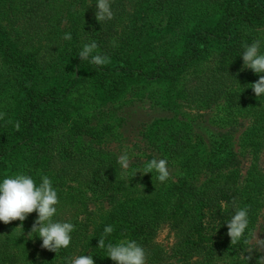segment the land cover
I'll return each mask as SVG.
<instances>
[{"label": "trees", "instance_id": "trees-1", "mask_svg": "<svg viewBox=\"0 0 264 264\" xmlns=\"http://www.w3.org/2000/svg\"><path fill=\"white\" fill-rule=\"evenodd\" d=\"M178 2L186 5L189 0H130L132 11L120 0L110 2L114 18L100 23L94 13L77 34L72 33L68 57L61 61L64 72L60 83L45 88L38 83L34 58L22 54L20 46L32 38L40 39L39 34L56 18L55 7L50 0H0V80L7 76L0 89V113H5L0 119V181L23 173L25 168L34 172L41 166L37 184L46 175L58 194L53 219L75 225L70 246L55 253L34 243L40 238L36 233L33 239L24 240L37 219L36 212L23 222L24 229L17 228L19 220L10 224L0 221V264H67L68 258L78 255H92L95 264H115L106 249L98 247L108 225L114 231L106 243L135 240L146 251V264H154L164 259L160 247L152 245L163 223L177 232L170 251L179 261L170 264H256L260 253L255 249L246 252L248 245L243 240L231 245L226 222L235 208L248 207V237L263 204L264 176H259L254 163L242 175L244 163L236 145L250 151L248 144L264 142V96L251 102L255 95L250 85L264 74L244 69L242 59L243 44L256 40L254 32L264 26V0H204L201 11L194 5L187 11L189 17H182L183 7H177ZM169 7L175 8L182 20H193L182 50L140 58L141 52L132 44L135 27L126 33L121 22L128 27L146 16L151 19L159 9L167 12ZM92 41L98 45L93 54L109 57L110 63L96 66L78 56L83 45ZM260 51L264 53V40ZM208 59L209 73L200 86L187 88L188 101L196 102L199 97L198 105L206 108L217 102L223 106L225 119L234 111L250 114L257 123L235 137V128L225 129L216 122L218 128L209 129L207 155L200 148L201 139L195 143L191 138L196 134L194 127L174 120L158 129L159 136L148 137L145 147H138L135 160L122 173L119 155L102 143L106 130L80 124L64 106L81 69L87 72L91 92L113 97L132 80H173L186 68ZM219 120L223 122L222 117ZM65 123L70 127L62 131ZM149 148L157 152H148ZM153 158L171 162L179 158L171 164L184 168L183 173L155 191L146 187L145 195L135 193L139 190L134 188L138 168ZM198 173L203 182L198 181ZM221 201L225 202L223 208ZM249 255L250 260L243 258Z\"/></svg>", "mask_w": 264, "mask_h": 264}, {"label": "rangeland", "instance_id": "rangeland-1", "mask_svg": "<svg viewBox=\"0 0 264 264\" xmlns=\"http://www.w3.org/2000/svg\"><path fill=\"white\" fill-rule=\"evenodd\" d=\"M50 1L57 11L53 24L45 29L46 31L42 34H39L40 39L32 38L30 42H25L20 46L22 54L29 53L34 58L38 83L41 87L45 88L53 83H60L58 79L60 74L64 72L61 61L63 56L68 57L67 53L70 50L68 45H70L74 37L72 33L77 34L84 21L97 10V0ZM112 1L117 0H110V2ZM120 1L126 3L131 11L134 9L129 4L130 0ZM145 1L146 3H150L152 0ZM203 1L189 0L186 5H183L181 2L176 3V5L177 7H183L182 17H189L187 11L194 9L192 8L193 5L199 8ZM201 8H204L203 5ZM201 8L198 10L201 11ZM159 10L152 14L151 19L146 16V18L144 17L145 19L143 18L144 20L142 19L128 27L121 22L123 29H126L124 31L126 33L132 31L131 29L135 27L132 44L138 48L137 52H141L140 58H148L149 56L158 54H178L182 50L185 32L192 25V18L190 22L182 20V17L176 16L177 11L175 8L169 7L167 12L164 9H162V12H158ZM168 16L171 18L170 21L168 20ZM65 33L71 34V40L63 38ZM254 34L258 35L256 40H264V26L258 27V31L254 32ZM64 60L67 62L66 58ZM209 62L210 60L208 59L206 63L186 68L173 80L152 82L132 80L124 86L123 90L114 94L113 97L105 96L102 92L100 94L91 92L87 87L90 84L87 72L85 69H81L79 81L76 87L71 89L64 106L68 109L72 119H76L80 124L105 129L106 132L102 137L104 146L110 147L118 155L127 152L131 162L135 160L134 155L138 153V147L141 150L147 145L148 137L155 138L159 136L160 132L158 129L165 127L171 122L173 123L174 120H182L186 124L189 123L190 127L191 125L194 127L196 134L192 133L191 138L195 143L201 139L200 148L206 154L210 139L209 129H217L219 124H223L225 129L229 127L235 128L233 134L235 137H238L240 133L242 135L246 131V127L257 123L252 121L253 118L250 114H236L234 111H232L230 117L225 119L226 114L223 106L218 105L217 102L206 108L198 105L201 104L199 97L196 102L188 101L187 88L202 84V81L206 79L205 76L209 73ZM3 80H0L2 81L0 82V89H3L5 86ZM62 83L65 84L66 82L62 81ZM201 89L203 88L201 87ZM254 99L257 100L256 95L252 98L251 102H254ZM220 117H222L223 122H220ZM213 121L215 123L219 122V124L216 123L215 125ZM69 127L70 125L65 123L62 131ZM248 145L250 146V151L248 147L244 148L239 144L236 145L244 163L242 175L245 176L247 168L251 163H254L259 176L263 177L264 142L257 145L253 143ZM150 151L153 153L157 152L155 148H149L148 152ZM141 160L145 159L141 158ZM178 160L179 158L174 159L173 162L167 160L170 170V180L173 181H176L177 176L183 173L184 170V168L177 169L176 164V166L171 164L178 163ZM41 169L40 166V168L34 169L33 172L30 168H25L23 169V174L30 175L37 183L36 176L40 173ZM143 170L144 166L139 167L137 170V181L134 188L137 187L139 190L135 193H144L146 187L150 189V192L159 189L162 183L155 178L157 174L155 172L144 174L142 173ZM198 175L200 176L198 181L203 182V175L201 173H198ZM70 184L74 185L75 183L71 182ZM260 197L263 204L258 209V217L251 232H257V236L260 239H264V191L260 194ZM31 227L25 232V235L31 230ZM176 233L166 223L158 227L157 233L152 240V245L160 247L161 251L164 252V259L154 264H170L179 261L178 257L174 256L170 251L175 243ZM26 239L27 237L24 236V240ZM33 241L38 246L42 243L41 238L38 241L35 239ZM259 253L260 255H264V253Z\"/></svg>", "mask_w": 264, "mask_h": 264}, {"label": "clouds", "instance_id": "clouds-1", "mask_svg": "<svg viewBox=\"0 0 264 264\" xmlns=\"http://www.w3.org/2000/svg\"><path fill=\"white\" fill-rule=\"evenodd\" d=\"M96 9L95 18L100 23L114 18L110 0H97ZM63 38L71 40L72 37L70 33H65ZM111 43L116 46L114 39ZM97 47L98 45L95 41L86 43L78 56L82 60L90 59V63L96 66L110 63L109 57L99 53L93 54ZM243 48V68L251 69L256 74H264V53L260 51L261 41L254 40L251 44L244 43ZM250 85L257 98L264 96V75H259V79ZM4 116L5 113H0V119H3ZM15 128L19 131V122H16ZM118 163L122 173H126L131 164L127 152L119 155ZM153 172L157 174L155 178L161 183L166 182L170 178L168 161L163 158H153L145 161L142 173ZM58 203L57 191L53 188L51 180L46 175L42 176L39 185L30 175L23 173L6 176L0 181V221L4 224H10L19 220L21 223L17 228L24 229L23 222L29 214L36 212L37 219L27 233V239H33V233H36L42 239L41 247L55 253L61 248L70 246L71 233L75 230L74 224L53 219L57 212L56 205ZM233 204H235L234 201ZM224 206L225 202L221 201V208ZM248 212V207L235 208L234 214L226 222L227 235L231 239V245L243 240V243L248 245L246 252L251 253L255 249L264 253V239H260L257 236V232H251L248 237H245V232L249 225ZM113 231L114 229L111 225L106 226L102 237L98 241V247L106 249L107 257L114 261L115 264H146V251L135 240H120L115 244L112 242L106 243L107 236ZM243 258L250 260L252 257L249 255ZM67 264H95V260L92 255H78L68 258ZM256 264H264V255L259 257Z\"/></svg>", "mask_w": 264, "mask_h": 264}]
</instances>
